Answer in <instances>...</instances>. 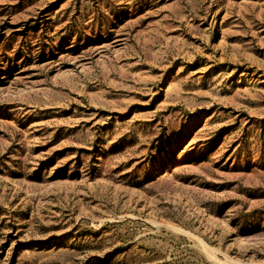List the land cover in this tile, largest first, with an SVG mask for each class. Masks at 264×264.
I'll list each match as a JSON object with an SVG mask.
<instances>
[{"label":"rangeland","instance_id":"374dc122","mask_svg":"<svg viewBox=\"0 0 264 264\" xmlns=\"http://www.w3.org/2000/svg\"><path fill=\"white\" fill-rule=\"evenodd\" d=\"M0 264H264V0H0Z\"/></svg>","mask_w":264,"mask_h":264}]
</instances>
